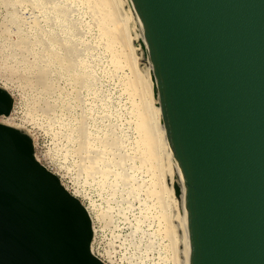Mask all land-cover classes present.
Wrapping results in <instances>:
<instances>
[{
	"label": "water",
	"instance_id": "1",
	"mask_svg": "<svg viewBox=\"0 0 264 264\" xmlns=\"http://www.w3.org/2000/svg\"><path fill=\"white\" fill-rule=\"evenodd\" d=\"M190 215L191 264H264V0H133ZM0 88V115L12 110ZM86 206L0 122V264H106Z\"/></svg>",
	"mask_w": 264,
	"mask_h": 264
},
{
	"label": "bare ground",
	"instance_id": "2",
	"mask_svg": "<svg viewBox=\"0 0 264 264\" xmlns=\"http://www.w3.org/2000/svg\"><path fill=\"white\" fill-rule=\"evenodd\" d=\"M0 78L13 102L0 122L28 135L39 163L86 206L96 256L109 264L94 247V217L108 226L138 208L122 242L124 256L139 264L157 250L164 264H191L185 183L133 0H0ZM9 81L19 87L22 103ZM22 105L28 110L21 117ZM26 118L43 119L47 133L63 142L74 190L36 150ZM82 183L93 185L107 205ZM109 260L116 263L110 253Z\"/></svg>",
	"mask_w": 264,
	"mask_h": 264
},
{
	"label": "rangeland",
	"instance_id": "3",
	"mask_svg": "<svg viewBox=\"0 0 264 264\" xmlns=\"http://www.w3.org/2000/svg\"><path fill=\"white\" fill-rule=\"evenodd\" d=\"M3 80L0 78V81ZM9 86L13 90L14 94L18 98L19 102L22 103L23 96L19 87L13 84L12 81H9ZM122 103H126V99L122 97ZM28 107L22 105L19 109V115L22 117L27 114ZM28 127L37 135V151L45 156V163L55 171L58 176L64 181L70 190H74L75 184L72 180V174L75 172L70 167L64 165V163H71V158L65 159L63 157V142H60L58 139H54L49 133H47L45 126L43 124V119L39 118V122L36 120H31L26 118ZM121 123L126 122V115L121 117ZM53 157L54 160L50 158ZM59 162L63 164V167L59 166ZM87 189L90 197L97 199V202L101 203L102 207H105L106 201L100 196L95 187L89 183H82ZM84 203L88 204L90 197L80 196ZM102 199V201H101ZM105 205V206H104ZM138 205L137 201L134 202V207ZM138 208L133 209L127 213V218H117L111 225L105 226L104 223L94 217V226H95V250L100 254V256L105 259L109 264H133L124 256V249L122 242L129 235L131 226L130 223L134 222L135 212ZM109 253L115 258L116 263H112L109 260ZM152 260V264H164L163 261L159 259L157 250L149 251L148 258L142 260L139 264H145L149 259Z\"/></svg>",
	"mask_w": 264,
	"mask_h": 264
}]
</instances>
